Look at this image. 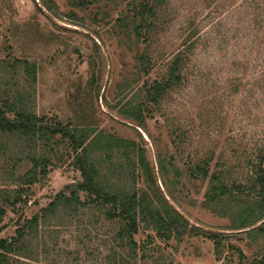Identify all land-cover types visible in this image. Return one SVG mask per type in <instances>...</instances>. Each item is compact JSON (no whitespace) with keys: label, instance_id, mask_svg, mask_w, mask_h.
<instances>
[{"label":"rangeland","instance_id":"rangeland-1","mask_svg":"<svg viewBox=\"0 0 264 264\" xmlns=\"http://www.w3.org/2000/svg\"><path fill=\"white\" fill-rule=\"evenodd\" d=\"M52 1L55 8L49 11L41 0H0V89L18 91L37 115L56 116L84 132L91 161L111 190L146 191L152 198L162 194L191 224L225 232L228 221L203 207L207 180L191 177L188 169L211 157L210 172L223 168L229 172L225 182H245L247 162L264 144V104L257 87L264 59V0H171L159 9L161 19L146 41H136L126 29L132 18L122 12L134 0ZM190 22L199 27V40L182 70L183 82L157 105H148L140 128L120 108L145 102L141 85L166 74ZM142 54L151 63L147 74L138 67ZM15 61H27L32 73ZM99 132L130 141L135 149H128L125 159ZM65 147L52 145L48 174L30 187L25 206L7 210L0 237L13 234L19 215L33 216L64 186L80 180ZM32 148L0 134V190L13 186L12 173L29 168L24 156ZM36 150L45 152L41 146ZM57 213L39 225L37 237L27 238L33 248L30 263L107 264L109 248L117 244L108 241L115 226L92 208ZM134 239L141 248L135 258L129 249L119 251L134 264H225L202 236L166 242L140 228ZM230 242L249 258L264 252V240L248 249L245 234Z\"/></svg>","mask_w":264,"mask_h":264},{"label":"trees","instance_id":"trees-1","mask_svg":"<svg viewBox=\"0 0 264 264\" xmlns=\"http://www.w3.org/2000/svg\"><path fill=\"white\" fill-rule=\"evenodd\" d=\"M83 1L78 0V5H83ZM41 2L49 11L55 8L52 0ZM170 2L171 0H134L127 3V12H122L130 14L132 18L126 27L127 31L136 41L149 40L157 21L161 19L159 9ZM124 20L125 17L118 21L123 23ZM189 25L191 31L187 28ZM188 26L179 48L167 65L166 74L160 79L146 81L141 85L145 102L120 108L121 113L140 128L144 125L143 111L146 114L149 112L148 105H157L166 94L183 82L182 70L199 40V27L193 22ZM137 61L139 70L147 74L151 68L149 57L146 54L138 55ZM17 63L23 64L27 73H32L33 67L27 61H15V65ZM260 66L263 67L257 87L264 104V59ZM0 134L16 136L34 146L33 152L24 156L29 168L21 174L12 173L13 186L0 190V224L8 209L17 212L28 203L30 187L48 174L53 159L52 145L64 143L68 154H72V165L80 173V180L64 186L33 216H18L14 222L13 234L0 237V264H31L30 261L34 260L33 248L29 244L32 242L27 241V238L31 240L32 235L33 239L38 236L39 225L48 217L58 215L57 212L62 209L76 212L84 207L96 210L102 221L115 226V230L109 231L111 237L108 236V241L117 244L109 248L107 264H134V261H128L119 251L129 249L135 258L136 250L141 248L136 244L134 236L140 228L153 232L155 238L166 242L171 239L180 241L185 235L202 236L213 243L216 260H224L225 264H264V252L249 258L239 246L230 242V237L245 234L246 246L251 250L253 243L264 240V144L257 148L253 159L248 160L250 174L245 182H225L223 179L229 172L223 168L210 172L211 157L200 160L188 169L191 177L207 180L203 207L228 221L226 231L223 232L191 224L162 194L152 198L146 191L115 192L105 186L91 161L85 144V133L69 122L64 124L56 116L37 115L22 101V95L18 91L9 93L0 89ZM97 136L107 146L110 144L117 150L120 149L121 156L125 159L129 157L128 149H135L132 142L120 137L103 132H99ZM38 146L45 152L39 154L36 150ZM140 156L139 152V163L148 179V165ZM160 169L165 171V167ZM178 172L176 169V173ZM142 251L144 255L145 252L143 249Z\"/></svg>","mask_w":264,"mask_h":264}]
</instances>
